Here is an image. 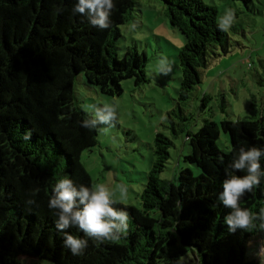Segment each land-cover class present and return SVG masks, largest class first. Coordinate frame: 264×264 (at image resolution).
<instances>
[{"label":"trees","instance_id":"obj_1","mask_svg":"<svg viewBox=\"0 0 264 264\" xmlns=\"http://www.w3.org/2000/svg\"><path fill=\"white\" fill-rule=\"evenodd\" d=\"M160 1L171 27L185 41L177 53L181 122L169 120L175 136L185 133V168L173 181L159 177L169 164L173 142L157 132L140 207L113 205L129 213L126 233L97 243L69 228L67 233L88 240L83 253L73 255L64 246V233L57 230V216L48 202L56 182L65 177L77 186L92 187L80 156L98 145V130L81 126L93 115L75 104L74 82L81 78L85 87L107 97L121 95L123 80H132L135 87L149 83L144 53L135 47L118 53L120 26L140 23V3L113 0L110 27L100 30L74 13L77 0H0V264H179L189 252L197 264H260L246 252L255 249L256 239L264 240V231L230 233L224 217L231 210L223 207L218 194L240 150L264 148V116L222 119L227 151L216 147L214 121L205 118L196 132L187 131L189 118L182 108L200 83L201 69L228 53L229 36L218 27L214 6L201 0ZM239 1L246 8L252 3ZM258 83L264 87V80ZM208 99L204 95L202 101ZM260 165L259 187L239 205L254 213L264 210V157ZM16 257L25 261L16 263Z\"/></svg>","mask_w":264,"mask_h":264},{"label":"rangeland","instance_id":"obj_2","mask_svg":"<svg viewBox=\"0 0 264 264\" xmlns=\"http://www.w3.org/2000/svg\"><path fill=\"white\" fill-rule=\"evenodd\" d=\"M138 1L140 23L135 25L130 21L120 26L122 38L118 53L122 55L126 48L133 47L139 54L144 53L149 83L135 87L132 80H123L121 95L107 97L96 89L85 87L81 78L74 82L76 105L82 108L88 104L103 107L107 103L114 104L117 110L114 127L104 131L106 126H98V145L81 154L80 164L89 176L92 187L104 184L109 190H115L117 184L125 185L128 197L120 201L117 193L116 204L136 208L140 207L139 197L145 184V173L153 161L155 134L160 132L173 142L169 150V164L160 174L161 179L173 181L178 170L185 168L183 156L187 154L185 133L175 136L169 121L171 119L175 124L181 122L176 109V89L180 78L177 53L185 43L184 37L171 27L162 1ZM201 1L216 8L218 23L226 9L234 10L235 19L226 31L230 43L228 53L210 59L206 68L201 69L200 83L182 109L189 118L186 127L189 132H196L205 118L214 121L219 133L216 147L227 151L228 136L219 127L222 119L236 121L264 116V87L258 83L259 79L264 80V0H252L248 8L239 0ZM162 56L172 62V71L167 75L158 70V61ZM204 95L209 99L203 102ZM222 100L225 102L224 112L221 111ZM173 127L178 130L177 125ZM256 243H253L255 249L248 248L246 255L248 259L253 258L264 264V251H261L264 240L258 238ZM24 261L21 257L15 258L16 263ZM179 264L197 262L189 252Z\"/></svg>","mask_w":264,"mask_h":264},{"label":"clouds","instance_id":"obj_3","mask_svg":"<svg viewBox=\"0 0 264 264\" xmlns=\"http://www.w3.org/2000/svg\"><path fill=\"white\" fill-rule=\"evenodd\" d=\"M114 8L113 0H77L73 11L86 17L92 26L104 30L110 27V16ZM234 19V10L226 9L224 15L219 18L218 27L222 31H228ZM158 70L161 74L167 75L172 71V62L162 56L158 61ZM83 109L94 115V118H86L82 121L83 128L95 130L98 126L104 125L106 127L103 130L108 131L114 127L113 122L117 119L114 104L106 103L103 107L88 104L84 105ZM261 157H264V148L253 146L248 150L241 149L238 158L229 165L233 172L226 173L228 178L222 182V191L218 194V200L223 207L231 210L224 217L230 233H236L237 230L264 231V210L254 213L239 206L245 194L260 185ZM238 171H246L247 175H235L234 172ZM117 193L120 201L128 197V189L123 184H117L115 190H109L104 184H96L91 188L84 185L77 186L68 177L56 182L52 188L48 207L50 210H55L56 228L64 233V246L73 255L82 254L88 246V240L67 233L65 230L69 228H78L85 236L96 240L97 243L120 239L126 233L130 216L125 209L113 207L117 203ZM28 203L32 204L34 201L29 200ZM261 251H264V248Z\"/></svg>","mask_w":264,"mask_h":264}]
</instances>
